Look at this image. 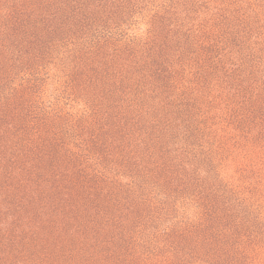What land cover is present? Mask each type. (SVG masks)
Segmentation results:
<instances>
[{
	"label": "trees",
	"instance_id": "obj_1",
	"mask_svg": "<svg viewBox=\"0 0 264 264\" xmlns=\"http://www.w3.org/2000/svg\"><path fill=\"white\" fill-rule=\"evenodd\" d=\"M237 1L0 0V264L252 258L208 202L195 220L184 203L161 205L173 195L163 186L183 183L190 158L213 146L195 142L202 131L264 118L253 90L206 91L205 61L225 55L216 33L243 23ZM52 70L64 104L48 90ZM209 102L224 110L211 115Z\"/></svg>",
	"mask_w": 264,
	"mask_h": 264
},
{
	"label": "rangeland",
	"instance_id": "obj_2",
	"mask_svg": "<svg viewBox=\"0 0 264 264\" xmlns=\"http://www.w3.org/2000/svg\"><path fill=\"white\" fill-rule=\"evenodd\" d=\"M248 2L253 4L255 10H249ZM234 8L238 9L237 23L240 20L243 23L228 31L216 33V46L223 45L218 47V52L225 55L220 60L215 57L205 61L206 66L215 71V74L207 76L214 82L207 86L206 91L210 89L215 95L224 96L228 93L230 96L234 91L236 93L238 86L253 90L255 109L264 108V0H238ZM135 26L142 27L141 24ZM194 45L199 50L205 44L198 42ZM183 66L182 68L191 70L189 66ZM53 71L50 72L47 87L64 104L69 101V96L61 90L60 82L55 81L56 77L52 73H58ZM186 73H183L184 81L192 76V73ZM228 100L234 102L236 98L232 95ZM200 101L201 99L198 100V106ZM202 108L210 110L211 115L215 116L220 110H224V105L209 102ZM255 114L256 112L254 116ZM234 125L237 124L218 127L215 132L204 130L202 132L206 136L203 139L201 136L195 138L199 145L213 142L214 147L190 158L192 168L185 171L187 179L183 183L163 186L162 190L166 195H173L172 200L166 199L161 205L184 203L188 216L195 220L200 211V202H208L211 210H215L218 215L215 222L218 228L227 238L239 242L236 246L245 247L252 256L249 260H241V264H257L260 258L264 264L263 248L248 249V242L252 241L260 246L264 241V118H255L242 129H236ZM223 129V134L217 132H222ZM243 130L249 131L248 134ZM204 139L206 141L202 142ZM175 193H179L182 199H177ZM222 198L225 200H221ZM226 198L231 200L226 201ZM151 235L156 239L155 233ZM144 238L149 246L154 247L149 240V228L145 230ZM163 255L165 260L168 258L164 264H171L176 258V254L172 252H164Z\"/></svg>",
	"mask_w": 264,
	"mask_h": 264
}]
</instances>
